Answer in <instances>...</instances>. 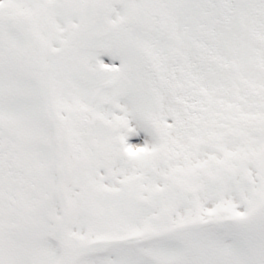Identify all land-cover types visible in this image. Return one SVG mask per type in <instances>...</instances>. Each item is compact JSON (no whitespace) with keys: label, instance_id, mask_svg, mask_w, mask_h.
Segmentation results:
<instances>
[{"label":"snow or ice","instance_id":"6c2138e0","mask_svg":"<svg viewBox=\"0 0 264 264\" xmlns=\"http://www.w3.org/2000/svg\"><path fill=\"white\" fill-rule=\"evenodd\" d=\"M0 264H264V0H0Z\"/></svg>","mask_w":264,"mask_h":264}]
</instances>
